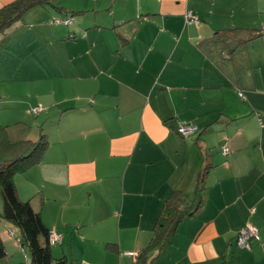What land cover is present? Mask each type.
<instances>
[{
  "label": "crops",
  "instance_id": "crops-1",
  "mask_svg": "<svg viewBox=\"0 0 264 264\" xmlns=\"http://www.w3.org/2000/svg\"><path fill=\"white\" fill-rule=\"evenodd\" d=\"M230 27L262 29L264 0H54L0 35V114L42 106L35 130L6 126L13 141H48L14 182L60 238L54 257L133 264L173 191L194 197L205 160L202 206L150 264H264V32L232 59L204 51ZM0 223V264H21L17 228ZM247 223L259 238L241 248Z\"/></svg>",
  "mask_w": 264,
  "mask_h": 264
},
{
  "label": "trees",
  "instance_id": "trees-1",
  "mask_svg": "<svg viewBox=\"0 0 264 264\" xmlns=\"http://www.w3.org/2000/svg\"><path fill=\"white\" fill-rule=\"evenodd\" d=\"M54 0H14L0 8V35L10 25L19 20L22 14L37 5L50 4ZM261 29L245 27H230L220 29L210 38L201 43L204 51L214 57L222 56L232 59L242 55L243 46L261 34ZM48 141L41 133L37 140H11L7 126L0 122V194L2 211L0 221H7L17 228V239L21 248L28 255L29 264H70L65 256L54 257L49 239L50 230L42 221L39 211H36L29 200H22L14 182V176L22 173L42 161ZM205 159V156H204ZM209 164L205 162L198 170L194 183L193 198L174 190L165 200L154 225L148 244L139 250L133 264H150L151 254L161 249L175 232L177 225L186 215H193L202 206L203 191L206 187L205 177ZM186 200L193 204L185 206ZM7 251L0 237V259ZM24 258L21 262L23 264ZM203 264H223L209 261Z\"/></svg>",
  "mask_w": 264,
  "mask_h": 264
},
{
  "label": "built area",
  "instance_id": "built-area-1",
  "mask_svg": "<svg viewBox=\"0 0 264 264\" xmlns=\"http://www.w3.org/2000/svg\"><path fill=\"white\" fill-rule=\"evenodd\" d=\"M185 19H186V22L187 23H190V22H197V19L196 17L190 12L188 11L186 14H185ZM54 21H59V22H63L65 24H69L71 22V18H65V19H55ZM261 31H264V27H262ZM241 94V93H240ZM42 110V106L41 105H37L36 107H34L32 109V112L34 114H37L39 113L40 111ZM195 129L194 126H191V125H183V124H180L176 130L179 134H187V133H191L193 130ZM222 152L223 153H227V151L229 150V148L226 146V145H223L222 146ZM259 236H258V229L255 225L253 224H250V223H247L245 225H243L237 235H236V244L241 247V248H249V241L251 239H258ZM49 239H50V243L53 244L57 241L60 240V238L50 232L49 234ZM129 255L131 256H137V253H134V252H128ZM23 258H24V262L23 264H29V261H28V255L25 251H23Z\"/></svg>",
  "mask_w": 264,
  "mask_h": 264
},
{
  "label": "rangeland",
  "instance_id": "rangeland-1",
  "mask_svg": "<svg viewBox=\"0 0 264 264\" xmlns=\"http://www.w3.org/2000/svg\"><path fill=\"white\" fill-rule=\"evenodd\" d=\"M3 103V102H2ZM3 105L5 107H8V104H0ZM41 114V113H39ZM18 117L22 120H20V122H17V127L22 126V128H25L26 131L29 130V128H32L33 130H35L34 128H36L37 126L40 127L42 123H45V120L43 118V116L41 115H34V113L30 112L29 114H0V122L4 125H7L6 123H9L10 121L13 120L12 117ZM36 124V127H34ZM11 127L14 126L15 124H10ZM2 201L1 198V194H0V202ZM7 222V221H6ZM1 224V223H0ZM17 233V232H16ZM12 236V235H11ZM23 251H25V249L21 248L19 246V250H18V256L19 258H21L23 260Z\"/></svg>",
  "mask_w": 264,
  "mask_h": 264
}]
</instances>
